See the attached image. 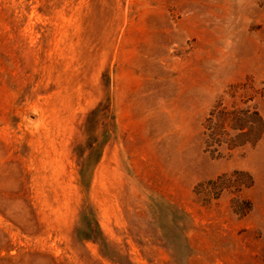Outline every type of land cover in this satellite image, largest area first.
I'll list each match as a JSON object with an SVG mask.
<instances>
[{
  "label": "rangeland",
  "instance_id": "1",
  "mask_svg": "<svg viewBox=\"0 0 264 264\" xmlns=\"http://www.w3.org/2000/svg\"><path fill=\"white\" fill-rule=\"evenodd\" d=\"M0 264H264V0H0Z\"/></svg>",
  "mask_w": 264,
  "mask_h": 264
},
{
  "label": "trees",
  "instance_id": "2",
  "mask_svg": "<svg viewBox=\"0 0 264 264\" xmlns=\"http://www.w3.org/2000/svg\"><path fill=\"white\" fill-rule=\"evenodd\" d=\"M248 113H249L248 108H245L243 110L233 109V110H226L218 114L217 117L220 120V126L225 127L229 120H233L235 125H229V126L231 128H235V127L238 128L241 134H247L249 131H251V128L253 127V125L249 122L250 118ZM254 114H256L257 116L256 126L260 133L263 126L262 117L259 115L257 110H254ZM245 126L247 127V129H245Z\"/></svg>",
  "mask_w": 264,
  "mask_h": 264
}]
</instances>
